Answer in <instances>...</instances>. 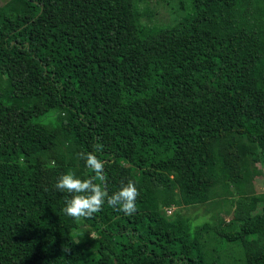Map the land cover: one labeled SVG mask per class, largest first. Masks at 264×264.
<instances>
[{
    "label": "trees",
    "instance_id": "obj_1",
    "mask_svg": "<svg viewBox=\"0 0 264 264\" xmlns=\"http://www.w3.org/2000/svg\"><path fill=\"white\" fill-rule=\"evenodd\" d=\"M180 2L168 24L145 0L0 3V264H226L209 230L264 264V0ZM88 152L133 215L63 212ZM207 202L231 217L165 213Z\"/></svg>",
    "mask_w": 264,
    "mask_h": 264
},
{
    "label": "clouds",
    "instance_id": "obj_2",
    "mask_svg": "<svg viewBox=\"0 0 264 264\" xmlns=\"http://www.w3.org/2000/svg\"><path fill=\"white\" fill-rule=\"evenodd\" d=\"M79 155L94 175L82 179L73 172H67L58 177L55 188L70 194L65 198L63 212L74 220L91 218L100 212L107 202L110 207L118 208L125 215H133L136 212V200L140 194L135 183L129 181L122 184L118 191L109 194L103 187L107 179L104 175V162L91 152Z\"/></svg>",
    "mask_w": 264,
    "mask_h": 264
},
{
    "label": "rangeland",
    "instance_id": "obj_3",
    "mask_svg": "<svg viewBox=\"0 0 264 264\" xmlns=\"http://www.w3.org/2000/svg\"><path fill=\"white\" fill-rule=\"evenodd\" d=\"M4 0H0L2 4ZM146 5L154 12L152 17V22L157 23H171L175 18H177L183 11L181 8L180 0H145ZM144 5V4H142ZM45 117V116H44ZM43 117V118H44ZM42 119V118H41ZM262 174H258L254 180V192L264 191V168L261 167ZM215 202H207L203 204L191 205V206H172L170 213L165 212L168 219L174 224V219L176 214L180 217H188L192 225L197 226L204 221H212L217 219V213L219 219L228 220L231 217L229 214L232 210V207L227 202H221L219 207H214ZM174 220V221H173ZM218 220V219H217ZM217 236L212 232L208 231L204 233L203 239L207 244L209 253L213 255L220 256L226 264H243V252L239 245L237 244H227L226 246H221L216 250L212 246L216 247L215 241ZM92 235L87 237V240L90 241Z\"/></svg>",
    "mask_w": 264,
    "mask_h": 264
},
{
    "label": "built area",
    "instance_id": "obj_4",
    "mask_svg": "<svg viewBox=\"0 0 264 264\" xmlns=\"http://www.w3.org/2000/svg\"><path fill=\"white\" fill-rule=\"evenodd\" d=\"M166 211H167V213H170L171 212L170 209H166Z\"/></svg>",
    "mask_w": 264,
    "mask_h": 264
}]
</instances>
